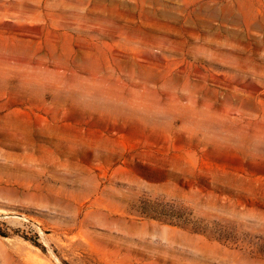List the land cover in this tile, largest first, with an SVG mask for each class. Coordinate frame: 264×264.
<instances>
[{
    "label": "rangeland",
    "instance_id": "374dc122",
    "mask_svg": "<svg viewBox=\"0 0 264 264\" xmlns=\"http://www.w3.org/2000/svg\"><path fill=\"white\" fill-rule=\"evenodd\" d=\"M0 264H264V0H0Z\"/></svg>",
    "mask_w": 264,
    "mask_h": 264
}]
</instances>
